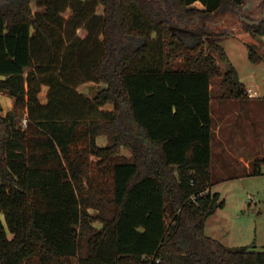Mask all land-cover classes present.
<instances>
[{
  "label": "trees",
  "instance_id": "trees-1",
  "mask_svg": "<svg viewBox=\"0 0 264 264\" xmlns=\"http://www.w3.org/2000/svg\"><path fill=\"white\" fill-rule=\"evenodd\" d=\"M245 1L0 5V94L12 100L0 116V264H264V248L204 233L224 206L209 192L213 99L255 102L227 63L216 97L210 88L212 53L228 60L215 19L264 36V18L241 20ZM244 45L251 64L264 62ZM85 83L103 87L88 97L77 92ZM262 167L254 155L245 176Z\"/></svg>",
  "mask_w": 264,
  "mask_h": 264
},
{
  "label": "rangeland",
  "instance_id": "rangeland-1",
  "mask_svg": "<svg viewBox=\"0 0 264 264\" xmlns=\"http://www.w3.org/2000/svg\"><path fill=\"white\" fill-rule=\"evenodd\" d=\"M6 0H0L2 5ZM195 7L201 8L199 3ZM31 9L36 10L34 3ZM244 10L247 18H264V0H246ZM103 8L98 6L96 14L102 15ZM64 19L71 15L67 9L61 14ZM214 27L223 37H218L216 43L225 51L228 59L226 62L216 59L220 77L211 81L210 88L212 96L216 97L222 75L225 73L226 63L236 70L238 80L245 88L259 95L255 102L235 104L226 100L222 102L213 99V139L211 143V172L213 186L209 188L210 193H219V200H224V206L217 208L207 218L204 226L206 236L218 240L228 248L252 247L255 251L264 248V167L262 175L245 176L248 171V161L256 154L264 155V62L253 65L248 61L247 50L244 42L253 45L256 54L264 58V36L256 37L241 29L236 21L225 23L218 17L215 19ZM181 34V31H178ZM78 36H83L85 31L78 29ZM245 34V35H243ZM228 67V68H229ZM103 87V84L85 83L77 88L79 94L90 97L94 92ZM47 88L41 87L38 95L40 102H46ZM0 116L12 109V100L6 95L0 94ZM103 109L111 110V104L107 103ZM22 116L19 126L22 128ZM24 128V127H23ZM22 128V129H23ZM108 142L106 137L97 139L100 146ZM125 157L128 152L121 150ZM217 182V184L215 183ZM92 213V212H91ZM2 219V216H0ZM93 226L99 228L100 224L95 222Z\"/></svg>",
  "mask_w": 264,
  "mask_h": 264
},
{
  "label": "water",
  "instance_id": "water-1",
  "mask_svg": "<svg viewBox=\"0 0 264 264\" xmlns=\"http://www.w3.org/2000/svg\"><path fill=\"white\" fill-rule=\"evenodd\" d=\"M241 20L247 23L248 25H257L259 23V20H251L247 17H241Z\"/></svg>",
  "mask_w": 264,
  "mask_h": 264
},
{
  "label": "built area",
  "instance_id": "built-area-1",
  "mask_svg": "<svg viewBox=\"0 0 264 264\" xmlns=\"http://www.w3.org/2000/svg\"><path fill=\"white\" fill-rule=\"evenodd\" d=\"M248 93V97L249 98H254V97H256V93H250V92H247ZM26 125H27V120L24 118L23 120H22V128L23 129H25L26 128ZM156 262H158V260L156 261Z\"/></svg>",
  "mask_w": 264,
  "mask_h": 264
},
{
  "label": "crops",
  "instance_id": "crops-1",
  "mask_svg": "<svg viewBox=\"0 0 264 264\" xmlns=\"http://www.w3.org/2000/svg\"><path fill=\"white\" fill-rule=\"evenodd\" d=\"M247 92H250V93H256L255 91L254 92H252L251 90H250V88H247ZM259 98V95L256 93V97H254V98H250V99H252V100H257ZM41 103H45V102H41ZM111 108H112V105H111ZM102 138V137H101ZM98 139H100V138H98ZM251 160V159H250ZM249 162V161H248ZM247 165H248V163H247Z\"/></svg>",
  "mask_w": 264,
  "mask_h": 264
}]
</instances>
